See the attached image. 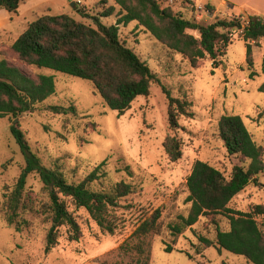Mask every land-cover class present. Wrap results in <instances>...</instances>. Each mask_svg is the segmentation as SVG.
Segmentation results:
<instances>
[{
  "label": "rangeland",
  "instance_id": "374dc122",
  "mask_svg": "<svg viewBox=\"0 0 264 264\" xmlns=\"http://www.w3.org/2000/svg\"><path fill=\"white\" fill-rule=\"evenodd\" d=\"M107 1V3L103 2ZM185 18L208 24L220 18L243 16L248 12L210 11L204 0H159ZM241 1V0H238ZM113 0H25L17 14L0 8V58L29 73L53 74L56 93L40 103L33 112L18 117L31 150L47 167H59L70 181H78L106 160L105 168L112 181L124 180L138 188L120 202L116 211L118 224L113 234L103 231L84 208L68 202V209L79 222L82 236L70 239L67 226L59 229L58 244L45 252L46 235L51 226L32 212L23 215L28 228L17 230L5 219L4 193L19 177L26 158L11 132L15 119L0 118V264H134L133 257L120 246L135 229L157 209L161 211L160 231L152 234L150 264H251L245 257L227 250L222 253L207 247L202 239L215 240L216 225L210 217H201L191 228L174 235L170 226L189 213L191 203L187 178L196 160L206 161L229 177L234 166L243 163L229 155L218 135V121L223 115H240L256 142L264 146V39L253 45V68L246 62V45L239 32L233 35L227 54L216 67L210 58L194 68L180 53L168 49L146 28L133 21L119 26V36L155 73L148 96L138 97L130 110L119 115L104 101L92 82L49 69H36L21 63L10 47L28 24L44 13H68L75 19L96 26L94 16L103 23L115 24L119 7L113 15L101 17L104 7ZM219 5L218 0H212ZM84 11L82 16L79 11ZM229 10V9H228ZM198 35V31L189 30ZM172 96L187 95L192 101V118L182 117L181 128L170 129L168 101L164 89ZM77 112L56 113L53 106ZM16 122V123H17ZM168 135L181 139L183 155L177 162L168 159L163 142ZM26 192L36 201H45L47 193L36 174H31ZM35 201V203H36ZM264 204V172L259 183H250L230 203L240 211H250ZM257 220L264 229V215ZM223 230L228 219L217 215ZM167 247L172 250L168 251Z\"/></svg>",
  "mask_w": 264,
  "mask_h": 264
},
{
  "label": "trees",
  "instance_id": "16d2710c",
  "mask_svg": "<svg viewBox=\"0 0 264 264\" xmlns=\"http://www.w3.org/2000/svg\"><path fill=\"white\" fill-rule=\"evenodd\" d=\"M24 1L0 0V8L17 14ZM117 7L120 15L115 24L107 25L94 16L95 27L68 13H44L28 24L10 49L29 67L49 69L92 82L105 103L121 116L131 109L138 97L150 94L155 73L134 49L122 42L120 25L137 21L168 49L180 53L194 68L206 58L218 67L237 32L245 41L246 62L253 68V45L264 39V16L252 11L247 13L245 21L241 15L230 19L217 17L213 22L200 24L185 18L171 6L162 7L159 0H113L100 16L113 15ZM205 7L214 11L209 4ZM79 12L85 16L84 11ZM189 30L198 31V35ZM163 89L168 101V123L171 130L177 131L181 128L182 117L194 116L192 101L187 95L175 97ZM260 90L264 92V83ZM55 93L53 74L29 73L7 58H0V118H18L33 112ZM52 108L60 114H68L71 110L77 112L74 105ZM10 128L26 158V165L11 189L4 193L3 208L8 224L21 230L30 226V221L23 215L25 212L43 217L45 222L51 223L45 246V252L49 253L58 244L62 226L68 227L71 240L78 241L82 236L79 222L68 209V202H71L76 208L86 209L103 231L113 234L118 224L116 211L120 202L137 193V186L124 180L112 181L105 168L106 160L82 179L70 181L59 167L43 164L31 150L20 123L13 122ZM217 130L228 154L238 157L243 164L234 166L227 177L216 166L196 160L187 178L189 213L181 215L180 222L170 228L174 235H180L201 217H210L216 225V238L202 239L207 247H215L220 253L227 250L243 256L251 264H264V229L257 220L259 215H264V204H257L250 211L230 207L231 201L250 183H259V176L264 172V146L256 142L240 115L221 116ZM182 145L175 135L165 138L163 146L170 161L181 159ZM31 174H36L43 183L47 193L45 201H36L27 194L26 185ZM217 215L228 219L229 229L220 228ZM160 218V209L152 212L120 246L124 254L133 257L134 264H150L151 237L160 231ZM167 250L172 249L167 247Z\"/></svg>",
  "mask_w": 264,
  "mask_h": 264
},
{
  "label": "crops",
  "instance_id": "0c3cea01",
  "mask_svg": "<svg viewBox=\"0 0 264 264\" xmlns=\"http://www.w3.org/2000/svg\"><path fill=\"white\" fill-rule=\"evenodd\" d=\"M219 5H216L212 2V0H204L201 4H209L215 9L224 10V11H236L235 6H238L240 9V13L244 12H256L264 16V0H218ZM110 4H112L110 2ZM229 9V10H228Z\"/></svg>",
  "mask_w": 264,
  "mask_h": 264
},
{
  "label": "water",
  "instance_id": "95a60500",
  "mask_svg": "<svg viewBox=\"0 0 264 264\" xmlns=\"http://www.w3.org/2000/svg\"><path fill=\"white\" fill-rule=\"evenodd\" d=\"M18 121V118L17 119H15V123Z\"/></svg>",
  "mask_w": 264,
  "mask_h": 264
}]
</instances>
